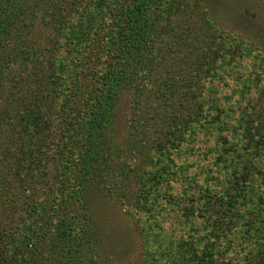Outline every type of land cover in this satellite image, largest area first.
<instances>
[{
  "label": "rangeland",
  "instance_id": "obj_1",
  "mask_svg": "<svg viewBox=\"0 0 264 264\" xmlns=\"http://www.w3.org/2000/svg\"><path fill=\"white\" fill-rule=\"evenodd\" d=\"M154 2V8L145 7L149 12L154 9L153 40L147 39L141 52L132 55L133 65L120 82L113 136L123 154L117 158L120 163L113 165L112 178L97 180L86 171L84 182L79 183L82 173L73 155L82 124L69 125L74 134L61 151L64 130L57 131L53 124L38 130V123L32 120L24 129L21 125L19 130L0 136V141H8L6 145L16 151L10 155L18 160L17 170H11L12 184L5 190L18 197L34 191L44 193L41 200H50L51 192L63 194L68 200V216L78 223L80 231L97 235V256L86 257L85 264H194L191 255L202 250H215L221 264H247L245 252L254 248L255 233L245 222L256 220L252 214L264 210V198H259L264 192V0ZM79 17V12L73 13L69 21L74 25ZM39 22L25 31L28 40L43 47L47 55L45 47L54 40L66 41L70 29L63 26L60 33L47 31V35L39 29ZM14 43L12 38L2 40L0 53L10 73L23 80L22 61L10 59L21 52ZM212 44L216 52L205 49ZM205 51L211 59L201 65ZM155 58L157 62L150 63ZM165 78L169 80L165 82ZM139 86H144L142 91L137 90ZM22 87L5 86L0 91V110L17 114L20 102L35 108L34 93L28 95L30 91ZM158 88V95L148 91ZM191 96L199 98L204 112L196 116L188 131L186 128L181 141L176 138L177 148L155 154L150 165H145L149 142L159 141V132L166 126L161 110L186 115ZM167 98L173 107L164 104ZM130 118L136 126L142 125L131 129ZM21 122L24 125L23 117ZM258 127L263 132L258 133ZM49 131H53L51 136L56 131L60 135L52 140L46 133ZM253 135L258 136L256 141L262 140L259 153L251 147L257 145L251 140ZM62 153L73 154L70 160L62 161ZM122 162L129 177H116L122 172ZM143 167L162 176V182L152 186L146 209L134 205ZM237 179L241 192L236 209L226 212L221 228H216L203 208L209 202L221 211L220 201L233 191ZM58 181H63L60 189ZM31 223L41 227L39 222ZM48 239L47 235L44 255L51 256L56 243ZM192 247L197 250L193 252ZM85 250L93 252L91 245ZM79 260L75 255L68 262L80 264Z\"/></svg>",
  "mask_w": 264,
  "mask_h": 264
},
{
  "label": "trees",
  "instance_id": "obj_2",
  "mask_svg": "<svg viewBox=\"0 0 264 264\" xmlns=\"http://www.w3.org/2000/svg\"><path fill=\"white\" fill-rule=\"evenodd\" d=\"M154 1L0 0V42L10 38L15 40L13 46L19 48L21 52L12 54L10 59L19 58L22 61L23 76L22 80L20 75L10 73L9 65L4 64L5 57L0 53V91L5 86L18 90L19 85H23L21 90L30 91L28 95L33 92L35 96L33 95L32 99H36L37 104L33 108L32 105L20 102L18 105L20 110L17 114L0 110V136L7 131L13 133L19 130L21 125L24 129L32 120L38 123V130L53 124L54 127H58L57 131L64 130L60 143V150L63 151V144L74 134L73 130L68 128L69 125L82 124V130L77 132L73 155L82 173L79 183L83 181L86 171L89 177L94 176L97 180L112 178L113 165L120 163L117 158L123 154L120 144L113 136L116 126L115 117H117L115 114L117 115L119 111L115 109L122 90L120 82L125 76L126 69L133 65L132 55L141 52V46L147 39L153 40L152 28L156 19L151 13L154 14V9L149 12L145 7L151 5L154 8ZM168 7L171 8V4H168ZM78 12L80 17L73 25L69 20L73 13L78 14ZM36 22H39V29L47 35V31L60 33L63 26L69 28L66 41L63 39L52 41V45L45 47L48 52L46 55L43 47L28 40L25 31L26 27L30 29ZM210 41L215 43L213 40ZM207 48L217 51L213 48V44L206 45L205 49ZM207 51L204 59L201 60V65L202 62L211 59ZM12 62L17 63L16 60ZM153 62H157L156 58L151 59L150 63ZM200 68L201 66L197 67ZM167 80L169 79L165 78L164 81ZM185 81L188 84V79ZM156 86L161 87L160 83H156ZM143 88L144 86H139L137 90L142 91ZM159 88L148 91L158 95ZM164 102L169 107L174 106L169 98L164 99ZM201 108L199 98L195 99L191 96L187 98V116L181 113L175 114L176 110L170 111V115L165 110H161L162 121L168 129L166 130L165 126L160 130L159 141L149 142L145 165H150L155 154L170 152L178 147L176 138L181 141L186 128L188 131L196 116L204 112ZM167 116H170L168 122ZM22 117L26 125L21 122ZM129 122L131 129L142 125L139 123L136 126L131 118ZM57 131L52 136L53 131L46 133L54 140L60 135ZM261 132H263L262 128L258 127V133ZM256 139L258 136H254L251 140L255 142ZM6 142L8 141H0V264H43V261H46L45 264H69L68 259L74 258L75 255L80 259V264H85L86 257L95 258L98 249L97 235L80 231L78 223L68 216L65 208L68 200L63 194L52 193L50 189L51 199L46 197L41 200L40 197L45 195L44 193L34 191L18 197L15 193L5 190L12 184L11 170H17L18 164V160L11 156L16 151L10 148V145H6ZM261 142L262 140H259L256 141L257 145H251L256 153H259ZM72 154L62 153V161L69 159ZM121 168L122 172L116 177H129L130 174L128 169L125 170L123 167V162ZM59 173L58 171V177ZM68 173L70 172L65 175ZM61 175L64 180V173L61 172ZM161 177L158 171L149 167L141 170L137 181L141 187L139 186V191L135 193L137 198L134 202L135 206L146 209L151 200L152 186L162 182ZM237 181L234 182L233 191L229 192V196L221 199L219 204L221 211L215 210L214 206L205 202L206 206L203 210L209 215L211 224L216 228H221L222 225L219 224L223 222L226 212H234L236 209L238 191L241 192L239 180ZM58 185L60 189L63 181ZM259 198L263 200L264 192ZM211 210L215 211L213 215ZM252 216L256 220L246 221L245 224L249 231L255 233L253 244L255 246L253 249H247L244 261L247 264H264V210L259 209ZM4 218L6 226L3 224ZM33 220L39 222L41 227L37 229L31 223ZM47 235L48 240H54L56 243L51 256L44 255ZM90 245L93 252L85 250ZM242 247L246 250V247ZM196 250V247H192L193 252ZM214 251L202 250L200 254L194 253L191 255L192 261L194 264H221L219 254Z\"/></svg>",
  "mask_w": 264,
  "mask_h": 264
}]
</instances>
